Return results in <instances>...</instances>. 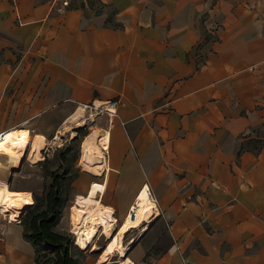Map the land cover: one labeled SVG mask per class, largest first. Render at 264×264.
I'll return each instance as SVG.
<instances>
[{"label":"crops","instance_id":"crops-1","mask_svg":"<svg viewBox=\"0 0 264 264\" xmlns=\"http://www.w3.org/2000/svg\"><path fill=\"white\" fill-rule=\"evenodd\" d=\"M101 1L0 0V133L30 130L20 167L42 161L37 135L87 126L73 206L110 224L92 264H264V0ZM147 188L154 209L121 232ZM18 222L0 264L33 263ZM114 237L128 248L103 260Z\"/></svg>","mask_w":264,"mask_h":264},{"label":"bare ground","instance_id":"bare-ground-1","mask_svg":"<svg viewBox=\"0 0 264 264\" xmlns=\"http://www.w3.org/2000/svg\"><path fill=\"white\" fill-rule=\"evenodd\" d=\"M71 119H74V117ZM62 134L63 133L59 132L54 138L58 139ZM75 136V134H71L70 138L72 139ZM29 143L30 130L27 127L10 130L0 139V211L5 212L12 221H18L27 206L29 207V205L33 203L31 200V194L28 192L9 188V182L12 175L10 171L18 170L20 168L21 160L30 146ZM45 145V138L41 135H37L33 141L32 150H30V159L32 162L42 160L40 151ZM102 188V185L93 184L89 197L95 195L96 191ZM88 202H92V199L83 196L76 197V204ZM153 209L154 206L150 202L145 189L141 192L139 197H137V201L131 208V212H134V216L128 215L121 228V232H125L129 230V228L139 225L142 218L149 214ZM83 210L84 209L73 206L71 225L72 232L75 234L76 245L81 249H86L96 235L98 227L103 226L105 233L107 235L110 234V224L109 222H106V218L101 214L91 215L90 210L87 213ZM148 224L149 223H147L143 230L147 228ZM127 248V246L122 245L121 237H114L108 242L105 249L106 255L102 256V258L103 260L107 259L108 255L113 252H118L122 256ZM128 264L132 263L128 261Z\"/></svg>","mask_w":264,"mask_h":264},{"label":"rangeland","instance_id":"rangeland-1","mask_svg":"<svg viewBox=\"0 0 264 264\" xmlns=\"http://www.w3.org/2000/svg\"><path fill=\"white\" fill-rule=\"evenodd\" d=\"M61 2L63 0H60ZM70 5H77L86 7L91 11H101L103 9V3L101 0H67ZM94 114V113H93ZM89 115V114H88ZM86 115L87 117H90ZM95 115V114H94ZM86 117V118H87ZM87 133V126L84 129H80L78 133L79 140L82 139ZM72 133H63L61 137L55 139V136L48 138L44 150L41 152L42 161L36 165L30 166L27 161H22V167L15 170L11 181L9 182V188L14 190H22L31 194V200L33 202V196L39 201L43 195V189L51 183V174L55 172L60 178L62 184V198L65 200V206L62 211V216L56 226L58 230L66 231L71 234L73 243L75 241V234L72 232L71 225V207L73 204L74 189L72 187L73 178L77 175L79 168L77 167V161L79 159V148L77 145L70 143V136ZM46 158L47 161H43ZM30 211L20 216L19 222L21 225L29 218ZM9 216L0 212V225L7 223ZM10 219V218H9ZM12 220L10 219V222ZM15 223V221H12ZM1 227V226H0ZM131 231L129 234L131 235ZM94 240V239H93ZM109 240V239H108ZM106 237H98L97 250L102 249L108 241ZM76 244V243H74ZM77 248L82 250V254L79 255V261L83 264H92L97 253L91 254V248L81 249L78 245ZM91 246V245H90ZM89 246V247H90ZM118 259L114 257L111 260ZM114 264V263H111Z\"/></svg>","mask_w":264,"mask_h":264},{"label":"trees","instance_id":"trees-1","mask_svg":"<svg viewBox=\"0 0 264 264\" xmlns=\"http://www.w3.org/2000/svg\"><path fill=\"white\" fill-rule=\"evenodd\" d=\"M80 129H84V126L78 131ZM70 143L80 147L78 134ZM43 161H47L46 158ZM61 194L62 184L54 172L51 174V183L43 189L42 198L37 201L33 196V203L21 214L22 218L30 211L29 218L22 226L24 239L34 249L32 264H83L79 261L82 250L73 243L71 234L56 228L65 206Z\"/></svg>","mask_w":264,"mask_h":264},{"label":"built area","instance_id":"built-area-1","mask_svg":"<svg viewBox=\"0 0 264 264\" xmlns=\"http://www.w3.org/2000/svg\"><path fill=\"white\" fill-rule=\"evenodd\" d=\"M61 5L62 7H68L69 6V2L67 0H63L61 2ZM116 104L117 102L116 101H108L106 102L105 104L103 105H99V106H96L94 105L93 103L91 104H84L82 105V109L83 110H91L93 111L94 113L96 114H102V113H105L107 115H111V114H114L115 112V107H116ZM7 132H2L0 133V139L3 138L5 135H6ZM146 192H147V195H148V198L150 200V202L153 204V206L155 207V204H156V198L153 196V194L148 190V188L146 189ZM132 208V207H131ZM1 212V211H0ZM2 214L5 213V212H1ZM128 215H133L134 216V212H131V209H130V212L127 214V217ZM8 222L10 221V219L8 218L7 220ZM19 221V220H18ZM0 235H1V227H0ZM76 241V240H75ZM75 243V242H74Z\"/></svg>","mask_w":264,"mask_h":264},{"label":"water","instance_id":"water-1","mask_svg":"<svg viewBox=\"0 0 264 264\" xmlns=\"http://www.w3.org/2000/svg\"><path fill=\"white\" fill-rule=\"evenodd\" d=\"M14 171H15V170H12V171H10V173H12V174H13V173H14Z\"/></svg>","mask_w":264,"mask_h":264}]
</instances>
